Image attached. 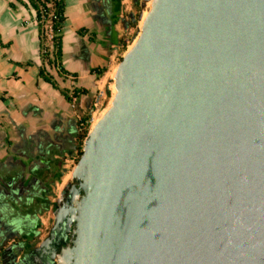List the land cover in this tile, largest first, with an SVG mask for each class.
<instances>
[{"label": "water", "instance_id": "water-1", "mask_svg": "<svg viewBox=\"0 0 264 264\" xmlns=\"http://www.w3.org/2000/svg\"><path fill=\"white\" fill-rule=\"evenodd\" d=\"M104 91L58 264H264V0H142Z\"/></svg>", "mask_w": 264, "mask_h": 264}, {"label": "crops", "instance_id": "crops-1", "mask_svg": "<svg viewBox=\"0 0 264 264\" xmlns=\"http://www.w3.org/2000/svg\"><path fill=\"white\" fill-rule=\"evenodd\" d=\"M63 4L60 65L74 80L48 68L52 87L37 76L38 67L46 66L39 56L33 10L26 0H0V180L18 175L26 179L28 171L45 180V166L51 165L48 153L55 158L70 149L73 123L96 90L105 88L122 46L118 41L130 28L119 23L129 11L126 0L118 14L112 0ZM100 68L105 71L97 77L93 70ZM73 88L86 94L72 98L71 107L72 100H64L60 91L70 94Z\"/></svg>", "mask_w": 264, "mask_h": 264}, {"label": "flooded vegetation", "instance_id": "flooded-vegetation-1", "mask_svg": "<svg viewBox=\"0 0 264 264\" xmlns=\"http://www.w3.org/2000/svg\"><path fill=\"white\" fill-rule=\"evenodd\" d=\"M122 1L112 0L116 14ZM126 1L129 11L119 19L123 29L136 22L142 2ZM127 40L121 36L118 44ZM80 117L73 123L70 149L55 158L48 153L51 165L45 166V180L29 171L26 179L25 175H18L0 180V264H58L60 251L68 244L73 229H66L64 218L57 211L68 206L67 196L76 185L68 175L77 158Z\"/></svg>", "mask_w": 264, "mask_h": 264}, {"label": "trees", "instance_id": "trees-1", "mask_svg": "<svg viewBox=\"0 0 264 264\" xmlns=\"http://www.w3.org/2000/svg\"><path fill=\"white\" fill-rule=\"evenodd\" d=\"M28 5L31 7L34 13V21L37 29V36L39 42V56L42 63H45L46 68L42 65L38 67L37 76L45 83L50 86H54L52 76L46 71V69H52L56 73L57 76L66 78L71 77L74 80V76L66 73L60 65V33L62 29V24L64 22V0H26ZM50 15L49 23L51 29V39L47 42L46 35L42 25V18L45 20L47 16ZM144 17V15L142 16ZM132 24L131 26H133ZM130 26V27H131ZM1 46V44H0ZM120 60V59H119ZM105 69L100 68L93 70V73L100 77L103 75ZM60 94L66 101H70L72 98H75L80 95L86 94L85 91L77 90L73 88L68 94L65 90H61ZM108 95V93H106ZM90 105L85 110V112L81 115L78 126V134H77V158L76 162L81 155V150L83 146V142L87 135V129L90 126L87 122L90 119ZM81 125V126H80ZM75 162V163H76Z\"/></svg>", "mask_w": 264, "mask_h": 264}, {"label": "built area", "instance_id": "built-area-1", "mask_svg": "<svg viewBox=\"0 0 264 264\" xmlns=\"http://www.w3.org/2000/svg\"><path fill=\"white\" fill-rule=\"evenodd\" d=\"M49 18L50 15L47 16V19H43L42 18V25H43V29L46 35V39L47 42H49V40L51 39V29H50V23H49ZM125 44H127V41L125 42ZM127 48V46H125ZM106 93L103 89H98L96 90V92L94 93L91 102H90V110H89V114H90V119L87 122L89 125L91 123V118L94 114L98 113L99 110H103V104L106 103ZM72 100V106H74L75 101L73 99ZM106 106V105H105ZM104 106V107H105ZM81 126V125H80ZM89 129V127H88ZM88 129H87V133H88Z\"/></svg>", "mask_w": 264, "mask_h": 264}, {"label": "rangeland", "instance_id": "rangeland-1", "mask_svg": "<svg viewBox=\"0 0 264 264\" xmlns=\"http://www.w3.org/2000/svg\"><path fill=\"white\" fill-rule=\"evenodd\" d=\"M143 14H144V12L142 13V16H143ZM135 25H136V22L134 23L133 26H131L129 28V30L127 32V35H125V37L128 38L127 44L123 43L121 48L117 51V53H116L117 55L114 58L115 59L114 60V64H116V65L118 64V62L120 61L119 59L121 58L122 54L130 47V44H131V41L133 40V36H134V32H135ZM125 46H127V48ZM110 99H111L110 94L106 95V103L103 104V108H102L103 110H101V111L99 110V112L94 114V115H97V116L101 117L103 115V113L105 112L106 108L108 107ZM92 118H93V116H92ZM92 118H91V123H92ZM91 123H90V126H91ZM90 126H89V129H88V132L91 131L90 130Z\"/></svg>", "mask_w": 264, "mask_h": 264}, {"label": "bare ground", "instance_id": "bare-ground-1", "mask_svg": "<svg viewBox=\"0 0 264 264\" xmlns=\"http://www.w3.org/2000/svg\"><path fill=\"white\" fill-rule=\"evenodd\" d=\"M93 119H92V123H91V126H90V130H92V128L96 125V123L98 122V120L100 119L99 116L97 115H93Z\"/></svg>", "mask_w": 264, "mask_h": 264}]
</instances>
